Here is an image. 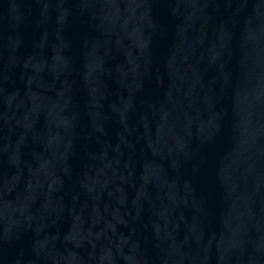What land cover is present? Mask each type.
Returning <instances> with one entry per match:
<instances>
[{"label":"water","instance_id":"1","mask_svg":"<svg viewBox=\"0 0 264 264\" xmlns=\"http://www.w3.org/2000/svg\"><path fill=\"white\" fill-rule=\"evenodd\" d=\"M0 264H264V0H0Z\"/></svg>","mask_w":264,"mask_h":264}]
</instances>
